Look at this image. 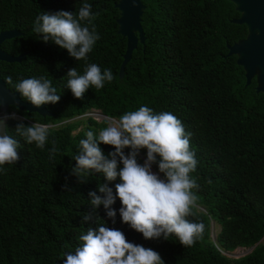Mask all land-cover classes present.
Returning a JSON list of instances; mask_svg holds the SVG:
<instances>
[{
	"label": "trees",
	"instance_id": "trees-1",
	"mask_svg": "<svg viewBox=\"0 0 264 264\" xmlns=\"http://www.w3.org/2000/svg\"><path fill=\"white\" fill-rule=\"evenodd\" d=\"M83 2L0 0V34L22 33L6 41L2 49L15 57L27 54L22 63L0 62V78L5 82L11 75L17 82L43 75L61 97L58 103L46 105L54 117L16 108L8 112L32 123L54 125L50 139L55 137L60 153L50 161V143L41 150L17 137L20 159L15 165H5L7 172L0 173V264H63V252L74 250L80 243L78 236L97 227V216L109 227L122 230L129 241L158 251L165 264H264V94L256 92V80L247 85L237 57L229 56L228 46L248 36L246 26L232 22L241 16L235 4L229 0H143L145 43H139L121 78L127 40L118 33L120 12L115 6L120 0H87L92 11L99 13L94 23L100 36L89 62L110 68L115 79L103 89L90 88L81 100L65 85L68 70L76 67L82 72L84 61H77L54 41L44 42L32 32V23L41 12H74ZM7 88L14 92L11 85ZM141 105L173 112L192 133L198 160L192 175L200 187L199 207L190 219L205 225L194 246L184 247L174 236L144 239L122 222L118 197L112 205L117 210L113 224L103 205L93 210L89 203L90 191L103 195L97 187L106 182L103 175L94 173L84 182L70 175L84 132L98 131L106 124L105 119L98 122L90 117L76 132L82 122H67L93 109L118 118ZM18 122L8 120L9 134L15 135ZM59 124L64 125L55 126ZM100 147L105 155L114 150L102 143ZM144 158L146 149L138 157L141 163ZM153 171H158L156 165ZM118 182L119 178L108 182L114 194ZM85 215L91 218L85 221ZM213 222L222 228L218 244L211 242ZM237 249L253 251L237 260L223 254Z\"/></svg>",
	"mask_w": 264,
	"mask_h": 264
},
{
	"label": "clouds",
	"instance_id": "clouds-1",
	"mask_svg": "<svg viewBox=\"0 0 264 264\" xmlns=\"http://www.w3.org/2000/svg\"><path fill=\"white\" fill-rule=\"evenodd\" d=\"M98 15L84 0L74 12H41L32 23V32L44 42L54 41L77 61H84L82 72L76 67L68 70L65 85L81 100L90 88L103 89L115 79L110 68L102 69L99 64L89 62V54L100 39L94 23ZM4 80L36 108L56 104L61 98L52 81L43 75L20 78L17 82L9 75ZM10 119L19 121L15 135L9 134ZM25 119L15 112L0 111V173L7 172L5 165H15L20 159L21 142L17 137L41 150L50 143L47 150L50 161L54 162L60 153L55 137L50 139L52 124L36 121L26 124ZM105 124L98 131H85L84 138L78 142V153L72 157L76 163L70 175L84 182L94 173H100L106 181L97 186L103 195L95 190L88 194L93 210L103 205L106 216L114 224L117 210L112 205L118 197L122 222L142 233L144 239L169 240L174 236L184 247L194 246L202 238L205 225L190 219L199 207L200 187L192 175L198 166L191 145L192 133L173 112L156 111L148 105L125 111L118 118L106 117ZM101 143L114 150L105 155ZM144 149L146 158L141 163L138 157ZM153 165L158 171H153ZM117 178L114 194L108 182ZM63 187L70 191L67 184ZM90 218L84 216L85 221ZM78 240L80 243L74 250L63 252V264H165L158 251L129 241L122 230L109 227L99 216L97 227L82 232Z\"/></svg>",
	"mask_w": 264,
	"mask_h": 264
},
{
	"label": "water",
	"instance_id": "water-1",
	"mask_svg": "<svg viewBox=\"0 0 264 264\" xmlns=\"http://www.w3.org/2000/svg\"><path fill=\"white\" fill-rule=\"evenodd\" d=\"M236 6L241 14L232 22L237 25H244L248 29L246 39L228 46L229 56L237 57L238 66L245 71L247 85L250 86L253 80L257 81L256 92L264 94V0H229ZM115 8L119 10L120 16L117 20L119 35L127 40V50L120 69V77L124 78L126 66L133 57V52L138 49L139 43H145V33L142 26V17L146 9L143 0H120ZM17 30L6 31L0 34V62L22 63L27 54L12 56L3 51L2 46L6 41L21 36ZM0 111L9 112L16 108L20 112L38 114L41 117H54L47 106L36 108L30 103L24 102L18 92H12L7 88L6 83L0 78ZM253 251V250H252Z\"/></svg>",
	"mask_w": 264,
	"mask_h": 264
},
{
	"label": "rangeland",
	"instance_id": "rangeland-1",
	"mask_svg": "<svg viewBox=\"0 0 264 264\" xmlns=\"http://www.w3.org/2000/svg\"><path fill=\"white\" fill-rule=\"evenodd\" d=\"M90 117L93 118L94 120L98 121V122H101L103 119L106 118L99 110L93 109V110H90L89 112H87V114H85L83 116H80V117H77L73 120H70L66 124L73 123V122H82L80 128L76 131V132H78L85 125V122ZM63 125L64 124H59V125H55V126L60 127ZM200 211L207 213V209L203 208V207L200 208ZM221 230H222L221 226L218 223L213 222L212 235H211V242L212 243L218 244V237H219V234L221 233ZM262 242H264V240ZM252 250L253 249H237L236 251L231 252V253L223 252V254L231 260H237L239 258H242V257L249 255L252 252Z\"/></svg>",
	"mask_w": 264,
	"mask_h": 264
},
{
	"label": "built area",
	"instance_id": "built-area-1",
	"mask_svg": "<svg viewBox=\"0 0 264 264\" xmlns=\"http://www.w3.org/2000/svg\"><path fill=\"white\" fill-rule=\"evenodd\" d=\"M86 114H87V113H86ZM17 116H18V117H21V116L18 115V114H17ZM21 118H23V117H21ZM24 121H27V122H29L30 124L32 123V122H30V121H28V120H26V119H25Z\"/></svg>",
	"mask_w": 264,
	"mask_h": 264
}]
</instances>
